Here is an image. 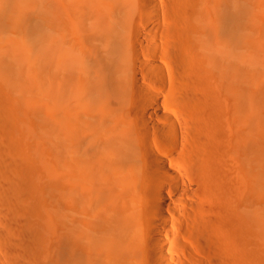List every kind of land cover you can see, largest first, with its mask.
I'll return each instance as SVG.
<instances>
[{
  "label": "bare ground",
  "instance_id": "bare-ground-1",
  "mask_svg": "<svg viewBox=\"0 0 264 264\" xmlns=\"http://www.w3.org/2000/svg\"><path fill=\"white\" fill-rule=\"evenodd\" d=\"M18 8L0 0V264H264V0Z\"/></svg>",
  "mask_w": 264,
  "mask_h": 264
},
{
  "label": "rangeland",
  "instance_id": "rangeland-1",
  "mask_svg": "<svg viewBox=\"0 0 264 264\" xmlns=\"http://www.w3.org/2000/svg\"><path fill=\"white\" fill-rule=\"evenodd\" d=\"M31 2H33V0H17L18 6H19L18 10H20L21 7L25 5V3L27 4V3H31ZM33 24H34V26H36V24H40L42 26L43 23H41L36 17H34ZM31 47H32V49H36L40 53H42V51H43V43L37 42V45L32 44ZM20 61L22 63V59L18 55V64H19V66H20ZM35 64L39 65L41 63L38 64V63L35 62ZM35 64L33 62H31L30 63V67H36ZM30 86H31V89L29 88V93H30L32 101H31V108H30L31 109V113L29 112L30 114L28 116V117H30V119H28V120H29V122L31 121V124L34 125L35 129H38V126L42 125V123H43L42 117H41L42 116V112L40 111V107H42L41 99H40L41 98V94H40V98H37V93L39 91L38 87H36L34 85H30ZM16 104L20 108L23 107L24 103L22 102L20 94H18V96H17ZM22 116L23 115L20 113L19 120H18L20 123L23 122V119H21ZM35 141H36V143H35ZM37 142L38 141L36 139H34V141L31 142L32 144L33 143L34 144L32 145L33 146L32 154H31L32 157L30 158V159H32L30 161H32V163H33V168H32V166H31V168H32V170H35V171H33V173H34L33 174V178H35L36 181H37V176L35 175V172H39V170L37 171V169L43 168L45 166V164H46V159H45V153H44L43 146H40V143L38 142V144H37ZM18 159H19V156H18ZM21 159L18 160L19 163H21V162L23 163V161L20 162ZM32 163L30 162V165H32ZM36 174H38V173H36ZM35 180H33V183L37 184V182H35Z\"/></svg>",
  "mask_w": 264,
  "mask_h": 264
}]
</instances>
